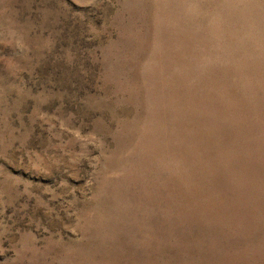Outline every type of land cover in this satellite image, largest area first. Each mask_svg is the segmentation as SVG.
Listing matches in <instances>:
<instances>
[{"label": "rangeland", "instance_id": "rangeland-1", "mask_svg": "<svg viewBox=\"0 0 264 264\" xmlns=\"http://www.w3.org/2000/svg\"><path fill=\"white\" fill-rule=\"evenodd\" d=\"M0 264H264V0H0Z\"/></svg>", "mask_w": 264, "mask_h": 264}]
</instances>
